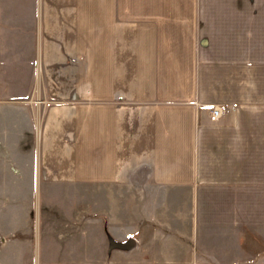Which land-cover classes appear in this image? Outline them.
<instances>
[{
  "label": "crops",
  "instance_id": "obj_1",
  "mask_svg": "<svg viewBox=\"0 0 264 264\" xmlns=\"http://www.w3.org/2000/svg\"><path fill=\"white\" fill-rule=\"evenodd\" d=\"M0 27L4 192L84 196L66 259L0 264H264V0H0Z\"/></svg>",
  "mask_w": 264,
  "mask_h": 264
},
{
  "label": "rangeland",
  "instance_id": "obj_2",
  "mask_svg": "<svg viewBox=\"0 0 264 264\" xmlns=\"http://www.w3.org/2000/svg\"><path fill=\"white\" fill-rule=\"evenodd\" d=\"M9 3L15 6L16 2H7V8H9L7 6ZM1 28L0 41L21 39L19 32L5 34ZM4 116L5 113L2 111L0 120H4ZM0 139L4 140L2 129H0ZM2 157L0 155V260L4 259L6 249L10 250L13 255L20 251L26 253L29 250L38 249L44 260L46 257L44 255L50 252L55 255L54 260L66 259V256L60 255L64 251V254L66 253L68 244L74 245L77 240L75 238L77 235L72 232L78 231L80 227L70 221L77 220L82 215L83 193L65 191L63 187L58 188L47 184L41 186L42 192H4V173L9 171L10 162H4ZM69 232L71 233L67 234ZM129 242H132L130 246L132 248L134 242ZM13 260L19 261L20 257L14 256ZM45 263L51 264L52 262L45 261Z\"/></svg>",
  "mask_w": 264,
  "mask_h": 264
},
{
  "label": "built area",
  "instance_id": "obj_3",
  "mask_svg": "<svg viewBox=\"0 0 264 264\" xmlns=\"http://www.w3.org/2000/svg\"><path fill=\"white\" fill-rule=\"evenodd\" d=\"M231 111L232 108H227L225 106H213L210 109V120L212 122H217L228 115Z\"/></svg>",
  "mask_w": 264,
  "mask_h": 264
},
{
  "label": "trees",
  "instance_id": "obj_4",
  "mask_svg": "<svg viewBox=\"0 0 264 264\" xmlns=\"http://www.w3.org/2000/svg\"><path fill=\"white\" fill-rule=\"evenodd\" d=\"M128 245H132V242H129L128 244H113L115 248H121V246L127 248Z\"/></svg>",
  "mask_w": 264,
  "mask_h": 264
},
{
  "label": "water",
  "instance_id": "obj_5",
  "mask_svg": "<svg viewBox=\"0 0 264 264\" xmlns=\"http://www.w3.org/2000/svg\"><path fill=\"white\" fill-rule=\"evenodd\" d=\"M112 244H117V243H115V242H112ZM130 246L131 245H128V247L127 248H130ZM115 247V246H114ZM121 248H123L122 246H121ZM125 248V247H124Z\"/></svg>",
  "mask_w": 264,
  "mask_h": 264
}]
</instances>
